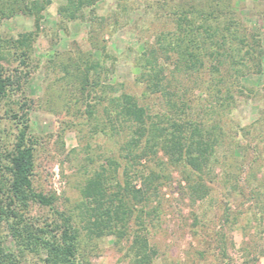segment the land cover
<instances>
[{"label": "rangeland", "instance_id": "obj_1", "mask_svg": "<svg viewBox=\"0 0 264 264\" xmlns=\"http://www.w3.org/2000/svg\"><path fill=\"white\" fill-rule=\"evenodd\" d=\"M38 1L39 22L19 12L4 19L0 26L1 37L7 40L33 35L26 65L20 59L2 60L5 75L11 76L14 83L7 97L0 99V168L4 160L7 164V154L17 135L13 115L26 103L29 136L35 145L34 190L52 199L51 206L29 203L24 217L33 232L42 229L43 238L56 241L62 231L58 227L71 218L81 235L76 259L70 264H138L130 251V239L135 234L156 251L151 264H264V57L261 73L247 72L240 78L244 87L260 92V96L251 99L232 91L230 95L236 103L220 115L219 111L213 114L205 110L210 98L202 89L193 90L187 77L180 79L192 117L220 126L215 132L217 139H211L214 153L203 166L205 175L184 164H171L162 153L133 163L127 178L131 186L143 189L146 178L154 173L151 186L157 190L151 191L149 200L132 202L136 209L127 213L129 228L116 220L117 225L112 223L107 230L96 229L92 225L96 221V211H92L95 205L81 190L111 158L120 165L117 181H125L128 166L122 147L132 133L126 125H119L118 132L112 135L109 125L102 121L103 106L98 107V119L88 116V100L78 92L84 67L80 74L74 64L80 57L91 55L93 63H101L109 70H102L100 82L114 91L105 97L128 94L149 114H163L165 100L146 89V82L140 79L138 57L155 42L156 35L174 31V15L169 18L164 14L157 20L148 8V3L165 0H126L132 5L129 11L134 8L135 14L130 13L127 23L121 17L123 24L116 26L112 16L114 12L118 14L116 0H99L95 14L102 27L96 23L91 31L83 17L68 22L63 19L60 8L67 0ZM185 1L170 0L172 4ZM219 1L224 2V7L232 6L234 13L229 15L241 21L247 38L258 33L264 45V0ZM82 12L85 15L88 9ZM94 45L105 46V51ZM208 78L211 83L208 76L202 80ZM214 82L227 96L226 79ZM201 87L206 89V85ZM199 106H203L202 110ZM103 129L107 132H101ZM199 175L204 177L201 183L208 192L203 199H194L187 178ZM110 191H117L115 185ZM1 228L5 249L16 251L21 238L13 236L7 225ZM222 229L229 244L222 250L224 258H217L215 247L219 245L214 238ZM25 263L45 264L34 254L28 255Z\"/></svg>", "mask_w": 264, "mask_h": 264}, {"label": "trees", "instance_id": "obj_2", "mask_svg": "<svg viewBox=\"0 0 264 264\" xmlns=\"http://www.w3.org/2000/svg\"><path fill=\"white\" fill-rule=\"evenodd\" d=\"M98 1L67 0L60 8V14L67 22L83 17L92 31L96 23L102 27L101 20L99 24L95 14ZM39 4L38 0H0V26L4 19L12 18L19 12L36 17L39 22ZM116 4L118 14L114 12L112 16L114 24L119 26L129 22L135 9L129 11L132 5H128L126 0H116ZM148 8L153 10L152 14H156L157 20L166 14L169 18L174 15V31L156 35L155 42L146 47L138 57L140 79L146 82V89L152 95L160 94L164 98L165 113L149 114L136 98L128 94H110L105 97L114 91L112 87L100 82L102 70H109L104 69L101 63H93L91 55L80 57L74 64L80 74L84 71L83 77L81 75L79 78L81 83L78 92L84 100H88V116L98 119V107L103 106L102 121L109 125L112 135L118 132L119 125H126L132 133L122 147V151L126 152L128 166L124 171L125 181H117L120 165L111 158L87 179L81 190L87 201L95 205L92 211H96V221L92 225L96 229L107 230L112 227V223L116 224V220L121 221L123 227L129 228L127 213H133L136 209L132 202L149 200L151 191L157 190L156 186L152 187L154 173L146 178L143 189L131 186L127 178L133 163L162 153L171 164H184L205 175L203 166L214 153L211 139H217L215 132L220 126L218 123L210 125V120L204 122L202 117H192V108L187 102L186 92H182L183 82L180 79L187 77L193 90L202 89L208 95L210 104L205 106V110L213 114H218L219 111L220 115L221 112L233 109L236 100L230 95L232 91L238 92L240 96L247 94L251 99L260 96V92L244 87L240 78L247 72L262 71L264 45L261 35L255 33L247 38V31L241 21L229 15L234 13L230 4L224 7V2L219 0H186L172 4L170 0H165L148 3ZM85 9H88V13L84 15L82 11ZM121 17H125L124 22ZM32 37V34H25L18 39L7 40L0 34V99L7 97L14 83L11 76L5 75L2 60L20 59L19 62L26 65ZM94 48H101L103 51L105 46L94 45ZM83 67L84 70L81 71ZM91 71H94V75H91ZM204 76L210 77L211 83L209 78L203 81ZM223 78L228 83L227 96L222 95L223 92L216 88L218 86L214 82L217 79L222 81ZM203 85H206V89L201 87ZM24 106L27 104L20 106V112L13 115L17 135L13 149L7 154V164L4 160L3 168H0V230L7 225L13 236H19L21 241L18 242L16 251L9 252L4 247V238L0 236V264H26V257L32 254L40 256L45 264H70L76 259L81 235L72 219L66 218L63 227H58L62 228L59 239L50 241L40 235L44 234L42 229L33 232L24 217L30 202L43 206L52 205L51 198L34 190L35 145L29 136V118ZM202 107L199 106L198 109L202 110ZM101 132L105 133L107 129ZM137 152L139 154H135ZM1 157L0 155V167ZM162 162L161 164H165ZM203 178L200 175L187 178L188 189L194 199L206 197L208 188L201 183ZM114 185L117 191L111 193ZM117 201H121L120 204ZM228 216L229 213L226 218ZM226 234L222 229L214 238L219 245L215 247L217 258L224 256L222 250L229 244ZM130 251L138 264H151L156 256V251L150 248L147 240L137 234L131 236Z\"/></svg>", "mask_w": 264, "mask_h": 264}]
</instances>
